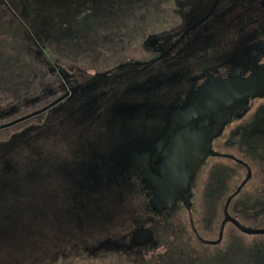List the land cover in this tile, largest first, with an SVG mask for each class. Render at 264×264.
I'll list each match as a JSON object with an SVG mask.
<instances>
[{
    "label": "flooded vegetation",
    "instance_id": "flooded-vegetation-1",
    "mask_svg": "<svg viewBox=\"0 0 264 264\" xmlns=\"http://www.w3.org/2000/svg\"><path fill=\"white\" fill-rule=\"evenodd\" d=\"M0 6L11 13L12 23L23 27L29 43L42 51H34L42 64L36 70L28 60L25 63L30 56L25 58L21 42L11 41L17 50L15 57L3 52L7 46H1L0 130L42 118L9 135L0 132V144L5 142L6 147L3 152L8 153L3 162L11 167L10 172L0 173V202L5 203L6 195L15 199L20 194L46 193L45 205L50 199L57 206V210L28 212L0 206V264L168 263L163 259L170 254L182 257L193 248L176 232L175 220L180 215L197 240L221 243L226 224L236 226L226 222L217 241L225 203L248 172L247 165L236 158L251 167L248 159L238 157L230 147L235 149L241 142L250 152L255 146L264 148V142L254 140L264 136V96L229 103L231 117L212 140L210 135L219 122L212 112L201 113L200 98L206 86L217 89L237 75L246 76L241 68L255 60L264 62V0H0ZM43 7L56 8L55 24L49 22V12L42 19ZM52 38L61 55L70 49H90L102 60L88 65L55 57L44 42L51 43ZM37 76L39 89L34 86ZM52 132L55 134L47 139L45 135ZM17 133L24 137L14 144ZM193 137L203 145L210 140L214 150L233 155L217 156L242 164L246 176L239 181L237 167L218 168L213 174L215 187L209 189L211 160L216 156L207 153L193 167L191 210L183 195L172 207L155 206L160 159L170 157L176 148L188 154ZM28 145L37 146L40 157L19 151ZM147 146L152 149L153 186L130 159L138 147ZM257 154L264 173V154ZM8 157L15 160L14 165ZM18 161L31 166V173L36 172L40 181L48 178V184L55 186L47 188L45 181L42 188L34 189L27 181L28 186L21 190L22 175L15 170ZM187 163L188 168L194 164ZM253 176L251 167V176L230 200L228 212ZM224 185L228 189L218 234L204 238L194 222L196 192L200 188L206 197L212 190L223 191ZM253 193L263 195L264 185ZM63 202L72 207L61 210ZM61 226L77 227V236L56 241L54 235ZM51 236L55 239L51 246L67 244L70 249L54 256H32L30 261L35 245L46 244ZM191 256L201 258L196 250ZM178 264H183L182 259Z\"/></svg>",
    "mask_w": 264,
    "mask_h": 264
},
{
    "label": "rangeland",
    "instance_id": "rangeland-1",
    "mask_svg": "<svg viewBox=\"0 0 264 264\" xmlns=\"http://www.w3.org/2000/svg\"><path fill=\"white\" fill-rule=\"evenodd\" d=\"M44 9L46 10V12L44 11ZM42 10H43L42 19H47V17L49 16L48 14L49 12L51 15L48 20L52 24H55L56 22L53 19L58 18L56 14L57 12L56 8L52 7V8L47 9L43 7ZM52 11L54 12L51 13ZM9 13L10 12L5 11L4 7L0 6V51L3 50L2 47L3 45H5L8 47V49L3 50V52H6L12 55V57H15L17 56V54L15 53L17 52V50L14 49V47H12V44L14 42H11V41H16L17 44L21 42L25 58L30 56L28 59H24L25 63L28 60L29 62H31L33 68L37 70L38 67L40 68L39 64H41L40 63L41 60H39V56H37L38 54H36L34 51L36 49L39 53L41 52V54H42V51L39 50L38 47L34 43H29V39L25 37V35H23L22 33L23 27L19 28L18 24L12 23L11 13L10 14ZM159 13L162 14L161 11H159ZM44 42L47 43L46 45L48 46L49 51H51L55 57H58L59 55L60 58L64 57L62 58L64 60L71 59L73 60L74 63L82 62L88 65H93V63H100L102 60V58H98L96 54L90 49H86L82 51L70 49L69 52L66 51L67 54L61 55L59 54V51L61 50L57 48L60 46L57 45V42H55V39L52 38L51 43L48 42V40ZM28 45H31V46L26 47ZM39 78L40 76H37L34 82V86L36 85V89H39V84L36 83V81H38ZM46 87L47 88L49 87V83L47 84ZM30 90L32 91L33 89H30ZM28 94H31L29 96H33L32 93H28ZM40 118L42 117L37 116L35 118H32L33 120L28 121L29 123L27 124H24V123L18 124L12 127L11 129H7L4 131L0 130V132L2 133V135L3 133H7L5 135H9L13 131L15 132L18 130H24L22 128L23 126L31 125L34 122H39L38 120ZM18 134H21V133H17L16 135H13L12 143L15 144L17 140H18L17 142H19L20 140L23 139L24 136L23 135L17 136ZM52 134H55V133L52 132L50 134H47V136L45 135V137L48 139V137H50ZM254 140H256L257 144L263 143L264 136H260V137L255 136ZM4 148H6L5 142H1L0 144V162H1L0 173L2 174L4 171L6 173H8V171L10 172L9 168H11L9 167L10 163L4 164L5 162H3V160L5 159L4 155L8 156V153L3 152ZM19 148L21 149L19 151L24 153L25 156L29 154H34L40 157V155L37 154V152H40L37 146L35 147L34 145H28V146H22ZM221 149L225 150L226 148H221ZM230 149L234 153H236L238 157L248 159L253 169L254 176L251 179V181L248 183V185L241 191V193L238 196H236L235 200L232 202L229 208V212L230 214L238 218L244 225L248 227L264 228V194L260 195V194L253 193L254 189L256 190L259 187V185H264V173H263L261 164L259 162V156L257 154L258 151L264 154V148H262L260 145L259 147L255 146V148L250 152L246 148H243V145L240 142L239 146H237L235 149H233V147H230ZM54 152L56 153L57 151L54 150ZM2 153H3V156H2ZM41 154L43 155V153ZM8 158L7 160H11L12 165H14L15 160H12L11 157L9 159ZM13 158H17V157H13ZM211 161L213 165V172L207 182L209 189L210 187L211 188L215 187L217 180L215 181L214 175L217 174L216 172L218 168L228 169V168H231L232 166L237 167L239 181L244 176H246L245 167L242 164L234 162L233 160L227 157L216 156V157H212ZM26 162L28 161L26 160ZM16 168L17 169L15 170L19 171L22 175L20 179L21 190L28 186L27 184L28 182H30V185L33 186L34 189H37L38 187L39 189L42 188L43 183L45 181H47V184L50 182L48 178L47 180L40 181L39 178L35 177L36 172L31 173L32 167L29 166L27 163L24 164V162L18 161ZM67 170L71 171L72 168L69 167V165H67ZM48 175L49 174H47V177H49ZM53 175L55 176L56 174H53ZM49 178H52V177H49ZM54 186H55L54 184H48L47 188H51ZM227 189L228 187H226L225 185L223 186V191L216 190L217 192H213V190L211 189L212 194L211 195L208 194L206 197H203V195L201 194L200 188H198V191L196 192L197 196L194 199V207H195L194 222L196 224L198 232L204 238L212 239V238H215L218 234L220 222L223 217V210L221 208L223 206L222 204L226 197L225 193ZM20 195L16 196L15 199L11 198L9 195H6L5 197L7 198L4 197L6 200L5 203L1 204L0 202V206L2 205L3 208L6 207L7 209L5 208V210H22V211L24 210L25 212H28L29 210H57L56 209L57 206L55 202L53 205H51L50 199L48 203L45 205V201L47 200V197L45 196L46 193H43L41 195L36 194V196H33V197H27L25 195L20 196ZM8 197L11 199H8ZM66 201L68 203H71V201L69 200H66ZM75 203L76 202L74 201L73 205ZM48 206L51 208L47 209ZM59 206H61V210L65 209L66 207L67 208L72 207V205H68L66 204V202L59 204ZM239 206H247V207L258 206L260 207V209L259 210H241ZM71 210L73 209L71 208ZM45 217H46V221H48L47 216ZM53 218L55 217L53 216ZM175 225L177 228L176 232L180 234L179 238L186 239L188 242L192 243L193 248H188L186 251H184L182 253L184 256L182 257H176L170 254L171 256L170 255H169L170 257L168 256L169 258L163 259V261H169V262L168 263L161 262V264H178L179 259H182L183 264H264V233L248 234V233L242 232L232 223L228 222L225 227L224 237H223L222 242L215 245V244L203 243L197 240L196 237L192 234L191 230L188 228L186 224V219H183L181 215L175 220ZM76 228L77 227L73 229L72 228L64 229V227L61 226V229L57 231L58 234L54 235L56 237V241L59 238H62L61 241H63V239L64 241H67L69 239L75 238L77 236L76 234H78V230ZM52 237L53 236H51L50 239H48V242H46V244L40 243V244H37V247L35 245L36 250L34 249V251H32V253L29 254L30 256H28L30 261L33 260V259L31 260L32 256H37L39 254H44L47 256H52V255L54 256V255H58L59 251L65 250V248L70 249L69 247H67V244H64V245L58 244L56 246H51L50 244L51 240L52 239L55 240ZM41 245H44L46 247H40ZM195 250L197 254L201 256V258H199L198 260L194 259L191 256V254L195 253ZM86 264H93V263L86 262ZM104 264H108V263H104Z\"/></svg>",
    "mask_w": 264,
    "mask_h": 264
},
{
    "label": "water",
    "instance_id": "water-1",
    "mask_svg": "<svg viewBox=\"0 0 264 264\" xmlns=\"http://www.w3.org/2000/svg\"><path fill=\"white\" fill-rule=\"evenodd\" d=\"M240 71L247 72L246 76L237 75L235 79L228 80L225 83L219 84L217 89L213 87H205L202 91V102L200 103L201 113L212 112V116L215 117L214 120L219 122V125L216 126V130L210 135L212 140L213 137L221 133L224 124L231 117V109L228 107L229 103L233 100L242 101L244 99H249L253 97H262L264 96V62L259 63L258 60L248 64L245 68H241ZM212 117V118H213ZM208 143V144H207ZM205 145H203L200 139L193 137L192 140V149L184 152V150L176 148L172 152L171 156L166 159H160L162 162L160 170V178H155V188H156V197H155V206L158 207H172V205L177 201L179 195H183L184 203L187 208L191 210V193L190 189V179L193 174V167H197L203 159L206 157L207 153L217 156H231L230 154H224L217 150H214L211 146L210 140ZM147 147H138V150L135 151L130 159H133L136 163V168L144 171L146 175V180L148 184L153 186L152 178V157H151V148ZM238 159L240 162L247 165V176L238 186L236 191L229 196L225 203L224 214L225 217L222 221V226L217 241H220L223 234V228L226 222H233L241 231L253 234V233H264V228H252L244 225L237 218L233 217L228 212V206L230 200L233 196L239 193L242 186L251 176V167L249 164L245 163L243 160ZM193 162L194 164L191 168H188V161ZM186 164V165H185ZM188 191L187 194H184ZM215 241V242H217Z\"/></svg>",
    "mask_w": 264,
    "mask_h": 264
}]
</instances>
